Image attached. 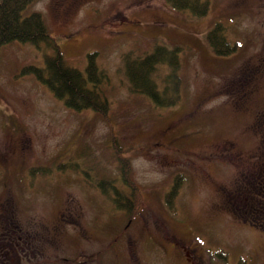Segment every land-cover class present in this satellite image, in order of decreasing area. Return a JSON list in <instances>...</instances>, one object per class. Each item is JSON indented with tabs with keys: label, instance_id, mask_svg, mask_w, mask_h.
Returning a JSON list of instances; mask_svg holds the SVG:
<instances>
[{
	"label": "rangeland",
	"instance_id": "rangeland-1",
	"mask_svg": "<svg viewBox=\"0 0 264 264\" xmlns=\"http://www.w3.org/2000/svg\"><path fill=\"white\" fill-rule=\"evenodd\" d=\"M55 1L37 0L23 14L42 15L68 66L85 73L96 54L109 110L68 109L22 73L43 68L52 48H1L0 222L35 232L31 264H264L263 229L241 221L264 223V197L248 193L264 167V133L253 132L263 129V78L250 89L235 79L263 56L264 0H209L201 18L166 0H78L63 13ZM218 23L238 43L233 55L208 46ZM157 46L179 56L181 96L169 108L134 93L124 67L126 56ZM156 68L163 91L172 69ZM125 163L141 194L132 217L110 185L98 187L114 181L128 195ZM253 206L263 212L252 216Z\"/></svg>",
	"mask_w": 264,
	"mask_h": 264
},
{
	"label": "trees",
	"instance_id": "trees-1",
	"mask_svg": "<svg viewBox=\"0 0 264 264\" xmlns=\"http://www.w3.org/2000/svg\"><path fill=\"white\" fill-rule=\"evenodd\" d=\"M36 1L0 0V50L13 42L32 44L36 47L45 44L52 48L54 54L45 58V66L43 68L29 66L24 68L22 73L24 75H33L56 99L62 101L68 109L78 112L93 110L102 115L107 114L109 104L101 91V86L106 78L97 66L96 54L88 56V65L85 73L68 66L42 15L40 13H31L28 16H24L23 14ZM166 1L173 10L182 13L188 12L195 17H206L210 10L209 0ZM205 38L210 50L216 57H227L238 50V43L230 41L226 37L223 24H216ZM178 61V55L168 52L166 48L161 46H157L152 54L144 58L126 56L124 67L131 90L136 94L149 97L158 107L169 108L170 106H175L180 101L181 96ZM164 64L172 69V74L167 79L168 86L161 91L153 76L157 69L156 67ZM122 169V181L130 190L128 195H124L119 191L115 187L114 181L112 183L103 181L99 183L98 187L107 193L108 185H110L115 196H117L116 203L118 206L127 211L132 217L135 214V209L140 205L141 194L138 187L130 180V174H127L129 173V167L126 166V163ZM180 187L181 177L177 179L175 186L169 193V197H167L166 202L169 206L178 194ZM254 193L257 194L258 192L254 191ZM263 201H261V204H263ZM255 207L253 206L248 211V213H252V216L254 214L258 216L260 212H263V210H258ZM241 221L258 226V229H263L264 231V223H254V219L249 221L246 217L242 218ZM239 264H243V260Z\"/></svg>",
	"mask_w": 264,
	"mask_h": 264
},
{
	"label": "flooded vegetation",
	"instance_id": "flooded-vegetation-1",
	"mask_svg": "<svg viewBox=\"0 0 264 264\" xmlns=\"http://www.w3.org/2000/svg\"><path fill=\"white\" fill-rule=\"evenodd\" d=\"M77 1L78 0H56L55 4H57L61 13H63L71 10V8L76 4ZM262 55L263 56L259 57V59L252 60L255 64L253 68L250 67L251 63H247V67L245 65V68L241 70L239 74L237 72L235 79L237 78V85H239L242 89L255 88L256 85L260 84V80L262 78L263 81L261 82L262 85H264V48L262 51ZM258 121H260V119H258ZM259 124L263 126L262 131L255 130L253 131L254 133H264V115L262 117V122H259ZM254 174L256 179L253 180V183L255 185L251 184V186L253 185L251 189L252 191L258 193L255 194L251 191V189H248V193L251 194L250 196H258L259 194H262V196L264 197V167H261V169L259 171H256ZM245 189L247 188L245 187ZM34 233V231H11L9 227L0 222V264H31L33 262L32 259L34 260L35 252L37 254L39 253L38 247H35L36 245H31L28 242L30 241V235ZM178 244L179 243H175L174 245L179 248V250H181L182 247H178ZM31 248H33L32 252ZM31 253L33 258H30ZM189 259L188 262H190ZM194 259L199 260L197 257H195ZM87 263L88 261H84L83 263L78 261L75 262V264Z\"/></svg>",
	"mask_w": 264,
	"mask_h": 264
}]
</instances>
